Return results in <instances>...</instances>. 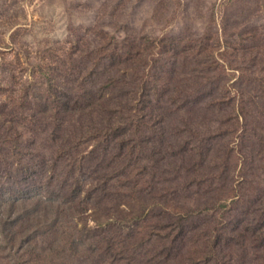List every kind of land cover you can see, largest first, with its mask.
<instances>
[{"label":"rangeland","instance_id":"1","mask_svg":"<svg viewBox=\"0 0 264 264\" xmlns=\"http://www.w3.org/2000/svg\"><path fill=\"white\" fill-rule=\"evenodd\" d=\"M0 264H264V0H0Z\"/></svg>","mask_w":264,"mask_h":264}]
</instances>
